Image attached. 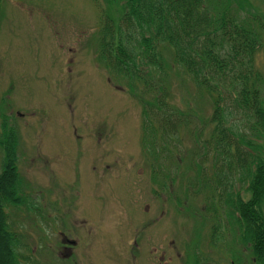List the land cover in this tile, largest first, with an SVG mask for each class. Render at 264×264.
Returning <instances> with one entry per match:
<instances>
[{
  "label": "rangeland",
  "instance_id": "374dc122",
  "mask_svg": "<svg viewBox=\"0 0 264 264\" xmlns=\"http://www.w3.org/2000/svg\"><path fill=\"white\" fill-rule=\"evenodd\" d=\"M228 1L261 31L254 67L262 87L264 0ZM120 3L0 0V127L4 121L16 133L22 199L5 213L19 263L228 264L234 257L208 244L222 225L230 229L225 247L240 260L235 213L230 220L214 191L226 167L210 145L209 97L166 49L162 69L139 68L135 79L97 59L101 21L115 20ZM156 99L161 110L147 108ZM152 113L153 136L144 126ZM236 118L243 141L258 145L237 142L238 150L261 153L264 133L255 139Z\"/></svg>",
  "mask_w": 264,
  "mask_h": 264
},
{
  "label": "trees",
  "instance_id": "16d2710c",
  "mask_svg": "<svg viewBox=\"0 0 264 264\" xmlns=\"http://www.w3.org/2000/svg\"><path fill=\"white\" fill-rule=\"evenodd\" d=\"M119 1L117 19L107 14L101 21L98 61L116 76L135 79L143 75L138 73L139 68L162 69V53L166 49L174 66L209 97L212 112L208 123L213 132L209 144L218 157L222 155L221 166L226 167L212 180L214 191L219 203L230 209L228 218L231 220V214L237 213L235 221L242 231L251 232L245 238H251L254 254H263L264 139L261 153L250 155L239 151L237 142L245 146L256 144L243 141L237 133L242 132L237 118L234 119L238 115V120L248 121L255 139L256 135H263L264 85L260 86V76L254 67L255 54L262 41L261 31L243 21L228 0ZM146 106L161 110L163 103L156 99ZM154 117L153 113L149 114L145 117L147 122L144 121L152 136L155 132L151 118ZM168 119L170 122L172 117ZM235 133L238 140L234 139L232 146L230 137ZM16 144L15 131L3 121L0 127V264H20L18 239L10 230L5 213L7 207L22 202ZM231 146L234 155L229 154ZM240 192L247 197L245 200Z\"/></svg>",
  "mask_w": 264,
  "mask_h": 264
},
{
  "label": "flooded vegetation",
  "instance_id": "af4514ba",
  "mask_svg": "<svg viewBox=\"0 0 264 264\" xmlns=\"http://www.w3.org/2000/svg\"><path fill=\"white\" fill-rule=\"evenodd\" d=\"M233 194H235V192H233ZM240 197L245 200L247 197H243V193L240 192ZM230 211V210H229ZM228 217V216H227ZM235 217H238V214H235ZM236 223V238H235V244H237L236 246L242 251L243 256L240 255V260L237 257L236 254V250L235 248H233L231 245H226L225 247V239L226 236L228 235L230 229L226 228L225 225H222L220 228H216V232H215V236L213 237V239H210V241H208L209 246L212 248H216L217 252H220L222 254V251L226 254L229 255V257H234L233 259L229 260L228 264H257V260H261V264H264V253L263 254H254L253 251V247H252V240L250 239L249 236L246 237V240H243V231L242 228L240 227V224L237 221H234ZM233 222V224H234ZM229 226V224H228ZM65 240V239H64ZM63 241V240H62ZM69 242V241H67ZM71 244L73 245V241H70ZM240 244H238V243ZM65 247L63 246L62 249H64ZM154 250H156V248H153ZM160 257L159 259H162V255L164 254L163 251H160ZM65 254V253H64ZM66 256V255H64ZM245 256V258H244ZM247 257V258H246ZM261 257V258H260ZM203 264H206V261L203 262ZM218 264V263H217Z\"/></svg>",
  "mask_w": 264,
  "mask_h": 264
}]
</instances>
